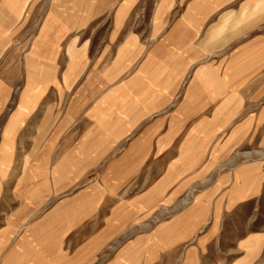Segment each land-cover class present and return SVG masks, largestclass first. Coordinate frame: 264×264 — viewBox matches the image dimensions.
Segmentation results:
<instances>
[{
    "label": "crops",
    "instance_id": "0c3cea01",
    "mask_svg": "<svg viewBox=\"0 0 264 264\" xmlns=\"http://www.w3.org/2000/svg\"><path fill=\"white\" fill-rule=\"evenodd\" d=\"M0 121V169L25 146L96 170L100 233L153 214L156 247L197 240L195 264L227 215L263 206L264 0H0ZM238 245L258 262L264 230Z\"/></svg>",
    "mask_w": 264,
    "mask_h": 264
},
{
    "label": "rangeland",
    "instance_id": "374dc122",
    "mask_svg": "<svg viewBox=\"0 0 264 264\" xmlns=\"http://www.w3.org/2000/svg\"><path fill=\"white\" fill-rule=\"evenodd\" d=\"M1 125L0 121V130ZM25 148L5 159L0 169V264H186L188 247L196 245L197 240L177 249L156 247L153 231L160 217L153 214L131 218L129 231L112 233L108 239L100 233L107 228L108 201H102L95 211L91 200L92 195L105 193L95 189L99 186L94 177L96 170L58 168L57 154L49 153V159H45L43 153L28 154L22 151ZM76 195L78 207L81 204L84 209L83 223L73 231L59 233L67 210L73 213L74 205L77 206V201H72ZM190 203L186 201L179 207ZM262 203L257 209L260 213L264 209ZM254 204L240 205L227 215L221 233L209 242L205 252L196 254L195 249V264H239L241 239L264 230V216L255 211ZM52 211L56 213L45 220ZM97 235L99 247L90 248L89 241ZM258 255L260 260L254 264H264V248Z\"/></svg>",
    "mask_w": 264,
    "mask_h": 264
}]
</instances>
